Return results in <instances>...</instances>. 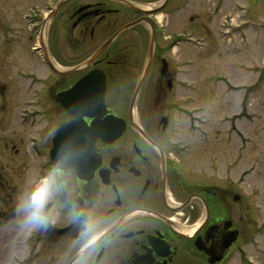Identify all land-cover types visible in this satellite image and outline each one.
<instances>
[{
	"label": "flooded vegetation",
	"instance_id": "obj_1",
	"mask_svg": "<svg viewBox=\"0 0 264 264\" xmlns=\"http://www.w3.org/2000/svg\"><path fill=\"white\" fill-rule=\"evenodd\" d=\"M220 1L211 15L233 24L244 13V21L260 24L258 0L236 2L234 16L221 13ZM199 2L0 0V221L17 238L20 231L28 234L15 247L30 246L33 257L47 254L61 264L83 257L86 264H263L252 255L255 248L248 249L244 197L228 166L206 177L191 164L199 152L193 140L205 144L216 137L178 130L184 68L194 64L183 48L211 37L200 36L198 14L185 23V12ZM215 34L226 38V30ZM90 74L94 82L104 78L100 121L116 118L122 131L95 133L91 150L81 129L93 117L76 122L66 133L64 149L72 150L63 158L76 172L63 169L65 190L49 205V225L28 228L18 201L56 160V132L74 119L70 110L79 113L88 104L76 96L83 86L73 88ZM14 183H24L20 196Z\"/></svg>",
	"mask_w": 264,
	"mask_h": 264
},
{
	"label": "rangeland",
	"instance_id": "obj_2",
	"mask_svg": "<svg viewBox=\"0 0 264 264\" xmlns=\"http://www.w3.org/2000/svg\"><path fill=\"white\" fill-rule=\"evenodd\" d=\"M258 1L255 14L258 19L264 20V0ZM213 2L215 0H200L195 9H188L184 15L187 23L188 17L198 14L195 23L199 25L200 36L207 33L211 37L194 48H183V56L193 60L194 64L184 68L183 79L187 90L183 92L182 107L187 112L177 119L178 130L190 133L191 137L193 133V137L200 138L202 133L207 132H211L210 137H216L212 141L214 143L202 144L200 140H193L191 147L199 152L191 156L193 162H189L196 165L195 170L201 176L206 177L213 172L218 177L228 166L235 191L244 197V204L240 205L242 208H237H241L248 219L245 227L248 249L254 247L252 255L258 254L260 258L256 260L261 259L264 264V29L258 32L247 30L251 40L248 46L240 42L238 36L231 47L227 42L217 41L215 30L218 32L223 25L227 27L230 23L227 17L210 14ZM236 2L244 3V0L220 1L217 8L223 10L221 13L227 11L226 14L233 15ZM17 7L13 10L18 11ZM11 17L13 22L19 20L15 13H11ZM239 17L235 22L241 21L247 14L240 13ZM243 93L247 95L250 107L247 105L248 109L242 113ZM254 95L260 98L250 99ZM127 96L128 93H125V98ZM12 97L15 99L14 92ZM2 100L0 96V103ZM239 112L241 114H237ZM234 114L237 115L232 117ZM227 137L231 139L230 144L225 140ZM213 157L216 158L215 165H219L215 171L211 169L214 165H210ZM14 187L18 192L16 196H20L24 183H14ZM20 233L17 238L13 230L4 228L0 221V264H61L58 260L50 261L47 254L33 257L29 253L30 246L15 247L14 241L28 237V234ZM28 244L31 245L30 242ZM24 258L26 262H23Z\"/></svg>",
	"mask_w": 264,
	"mask_h": 264
},
{
	"label": "clouds",
	"instance_id": "obj_3",
	"mask_svg": "<svg viewBox=\"0 0 264 264\" xmlns=\"http://www.w3.org/2000/svg\"><path fill=\"white\" fill-rule=\"evenodd\" d=\"M69 145L64 151L57 149V158L45 174L41 175L31 190L26 193L17 204V210L23 213L24 225L31 229L47 227L51 222L49 205L64 191V177L61 160L66 152L71 151ZM89 240L80 249L83 253L89 246ZM87 258L83 257L77 264H86Z\"/></svg>",
	"mask_w": 264,
	"mask_h": 264
},
{
	"label": "water",
	"instance_id": "obj_4",
	"mask_svg": "<svg viewBox=\"0 0 264 264\" xmlns=\"http://www.w3.org/2000/svg\"><path fill=\"white\" fill-rule=\"evenodd\" d=\"M92 80L90 78L84 79L81 82V85L84 86L88 83H91ZM77 89V88H75ZM73 89V90H75ZM64 98V96L62 97ZM83 99L88 101V104H86L85 106H83L80 110L79 113H71L70 110V114L72 116H74L75 121L77 122L78 120L80 121V117L81 115H89V116H94L97 117V121L92 122L91 123V127L87 128L85 126H83V128L81 129V133H87L81 140L85 143H88V147L92 146L94 138L96 137L95 135L92 136L91 133H95L96 131H98V125L102 126L101 129H107L108 124L105 123V121H103V123L98 122V117L100 118V115L103 114L104 112V107H103V101H104V84L103 82L101 83H97L96 86L86 95H83ZM92 101V104H91ZM62 102V101H61ZM66 111H68V107H63ZM100 123V124H99ZM74 124L68 123L67 125H61L60 128L57 131V138H56V150L60 149L61 151L62 148L64 149L67 146V142L69 141V139H67L66 133L68 131L73 130ZM66 136V137H65ZM72 141L74 140V138L71 139ZM61 164H62V168L64 169H69L68 165L66 162H64L63 160H61Z\"/></svg>",
	"mask_w": 264,
	"mask_h": 264
},
{
	"label": "snow or ice",
	"instance_id": "obj_5",
	"mask_svg": "<svg viewBox=\"0 0 264 264\" xmlns=\"http://www.w3.org/2000/svg\"><path fill=\"white\" fill-rule=\"evenodd\" d=\"M94 88V85L92 83H88L84 85L77 93L76 96H83L88 94L92 89Z\"/></svg>",
	"mask_w": 264,
	"mask_h": 264
}]
</instances>
